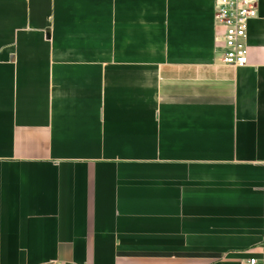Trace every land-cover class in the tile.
Here are the masks:
<instances>
[{"label": "crops", "instance_id": "1", "mask_svg": "<svg viewBox=\"0 0 264 264\" xmlns=\"http://www.w3.org/2000/svg\"><path fill=\"white\" fill-rule=\"evenodd\" d=\"M222 45L215 0H0V264L258 255L264 0Z\"/></svg>", "mask_w": 264, "mask_h": 264}, {"label": "built area", "instance_id": "2", "mask_svg": "<svg viewBox=\"0 0 264 264\" xmlns=\"http://www.w3.org/2000/svg\"><path fill=\"white\" fill-rule=\"evenodd\" d=\"M255 10L256 0H215V20L223 29L221 62L224 65L249 64L247 37ZM244 264H264V236L260 253L249 257Z\"/></svg>", "mask_w": 264, "mask_h": 264}, {"label": "water", "instance_id": "3", "mask_svg": "<svg viewBox=\"0 0 264 264\" xmlns=\"http://www.w3.org/2000/svg\"><path fill=\"white\" fill-rule=\"evenodd\" d=\"M47 37H49V31H47Z\"/></svg>", "mask_w": 264, "mask_h": 264}]
</instances>
